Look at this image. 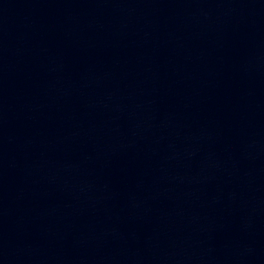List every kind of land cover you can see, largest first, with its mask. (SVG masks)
Instances as JSON below:
<instances>
[{"label": "water", "instance_id": "water-1", "mask_svg": "<svg viewBox=\"0 0 264 264\" xmlns=\"http://www.w3.org/2000/svg\"><path fill=\"white\" fill-rule=\"evenodd\" d=\"M0 264H264V0H0Z\"/></svg>", "mask_w": 264, "mask_h": 264}]
</instances>
